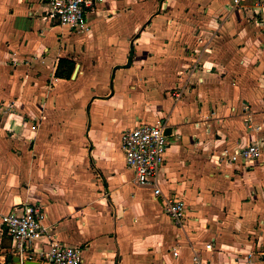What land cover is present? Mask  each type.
<instances>
[{
  "label": "crops",
  "instance_id": "1",
  "mask_svg": "<svg viewBox=\"0 0 264 264\" xmlns=\"http://www.w3.org/2000/svg\"><path fill=\"white\" fill-rule=\"evenodd\" d=\"M46 2L0 0V217L42 205L81 264H264V148L220 158L264 137V21L218 0H97L70 29ZM140 123L171 129L157 186L184 201L181 225L125 164Z\"/></svg>",
  "mask_w": 264,
  "mask_h": 264
},
{
  "label": "built area",
  "instance_id": "2",
  "mask_svg": "<svg viewBox=\"0 0 264 264\" xmlns=\"http://www.w3.org/2000/svg\"><path fill=\"white\" fill-rule=\"evenodd\" d=\"M97 0H47L44 20L75 29L84 24L86 14L96 11ZM233 8L251 10L264 21V0H232ZM178 93V94H177ZM175 93L179 97L180 92ZM164 123H140L126 129L121 135V150L128 168L134 172L135 182L139 187H154V197L162 203L164 213L170 220L181 225L186 205L179 198L162 199V192L157 186V178L164 164L168 149V136ZM256 132L262 127L257 126ZM264 148V137L250 143L232 155L222 152L220 158L229 157V161L246 164L257 159ZM46 212L42 205L17 206L1 215L0 222L11 238L12 254L17 255L22 263L24 259H35L50 264H81L82 248L68 246L49 235L45 226ZM250 257V256H249ZM0 264H9L5 260ZM249 264V263H247Z\"/></svg>",
  "mask_w": 264,
  "mask_h": 264
},
{
  "label": "rangeland",
  "instance_id": "3",
  "mask_svg": "<svg viewBox=\"0 0 264 264\" xmlns=\"http://www.w3.org/2000/svg\"><path fill=\"white\" fill-rule=\"evenodd\" d=\"M206 1L207 0H192V2H194L196 4H200V5L203 4V3H205ZM208 2H209V0H208ZM218 2L220 4L225 5V7L226 8H229L230 10L233 9L235 11H239V10L233 8L232 0H218ZM44 13H45V11H44ZM235 14H237V13L235 12ZM244 24L246 25V27L248 28V30L251 31L250 33H251V35L253 37H259V36H261V32L263 30L262 29H259L253 21H250V22L245 21Z\"/></svg>",
  "mask_w": 264,
  "mask_h": 264
},
{
  "label": "trees",
  "instance_id": "4",
  "mask_svg": "<svg viewBox=\"0 0 264 264\" xmlns=\"http://www.w3.org/2000/svg\"><path fill=\"white\" fill-rule=\"evenodd\" d=\"M65 66H68V68L64 69ZM73 67L74 66H73L72 62H69L68 60H65V59H61L59 61V65H58V68L56 71V76L60 77V78L69 79L71 76V72H72Z\"/></svg>",
  "mask_w": 264,
  "mask_h": 264
},
{
  "label": "water",
  "instance_id": "5",
  "mask_svg": "<svg viewBox=\"0 0 264 264\" xmlns=\"http://www.w3.org/2000/svg\"><path fill=\"white\" fill-rule=\"evenodd\" d=\"M129 65H130V63L127 64V66H129ZM77 68H78V66L75 67V70H74V72H73L72 78L74 77V75H75V73H76V71H77ZM170 133H171V129H170V128H166V129H165V134H166L167 136H169ZM261 257H262V259L264 260V254H263ZM7 261H8V262H13L14 264H40L39 261H34V260H24V261L21 263L19 257L16 256V255H12V254H9V255L7 256Z\"/></svg>",
  "mask_w": 264,
  "mask_h": 264
}]
</instances>
